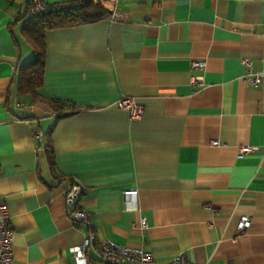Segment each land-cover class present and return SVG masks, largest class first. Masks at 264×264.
<instances>
[{
  "label": "crops",
  "instance_id": "crops-1",
  "mask_svg": "<svg viewBox=\"0 0 264 264\" xmlns=\"http://www.w3.org/2000/svg\"><path fill=\"white\" fill-rule=\"evenodd\" d=\"M29 2L0 0V202L13 264H103L71 251L88 231L157 263L181 253L264 264V84L245 79L264 71V0H119V20L48 29L36 98L17 90V66L33 56ZM124 95L143 106L140 118L117 107ZM48 98L64 101L60 114ZM72 182L88 224L66 214Z\"/></svg>",
  "mask_w": 264,
  "mask_h": 264
},
{
  "label": "built area",
  "instance_id": "built-area-1",
  "mask_svg": "<svg viewBox=\"0 0 264 264\" xmlns=\"http://www.w3.org/2000/svg\"><path fill=\"white\" fill-rule=\"evenodd\" d=\"M94 2L98 0H93ZM104 6H108V19L111 21L119 20L124 17L123 13L117 8L119 0H99ZM47 3L43 0H30L28 5L29 13H42L47 9ZM107 8V7H106ZM242 62L246 66H250L252 61L245 57ZM205 61L194 60L191 63L193 68L204 66ZM246 81L251 85L264 84V71L249 73L245 76ZM193 86H203L201 77L196 76L191 80ZM117 107L128 111L131 119H138L143 114V106L136 102L133 96L124 95L116 101ZM37 137L41 136L39 130H35ZM211 144L217 145L218 141H211ZM249 147H245L247 150ZM82 193V187L76 182L70 183L65 189L66 214L75 226L88 224V213L79 205V197ZM136 189H124L123 196L125 206L134 208ZM249 218L242 216L237 222L239 230H244L249 226ZM141 225H146L145 218L141 219ZM90 250L95 259L103 264H197L187 259L183 254L179 253L172 259L164 263L154 261L150 250L139 245L120 243L109 238H99L94 231H88L80 245L72 247L71 251L78 262H86V253ZM13 240L12 228L9 222L7 207L0 202V264H13Z\"/></svg>",
  "mask_w": 264,
  "mask_h": 264
},
{
  "label": "trees",
  "instance_id": "trees-1",
  "mask_svg": "<svg viewBox=\"0 0 264 264\" xmlns=\"http://www.w3.org/2000/svg\"><path fill=\"white\" fill-rule=\"evenodd\" d=\"M27 13L22 26L26 39L31 43L33 56L17 66V90L19 94L30 93L35 98L44 78L46 30L64 26H74L108 17L109 10L98 0H73L61 4H48L42 13ZM60 112L64 101L57 98L45 99Z\"/></svg>",
  "mask_w": 264,
  "mask_h": 264
}]
</instances>
